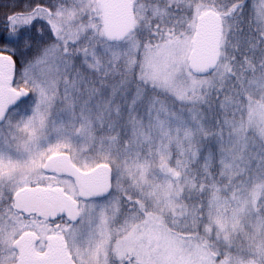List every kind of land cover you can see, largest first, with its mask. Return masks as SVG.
Wrapping results in <instances>:
<instances>
[{"label": "snow or ice", "instance_id": "1", "mask_svg": "<svg viewBox=\"0 0 264 264\" xmlns=\"http://www.w3.org/2000/svg\"><path fill=\"white\" fill-rule=\"evenodd\" d=\"M110 7L0 0V264H50L47 233L62 235L80 264H264V160L224 147L225 128L264 124V78L250 79L264 71V50L250 26L234 36L238 66L221 67L227 23L261 21L264 0H134V19L121 29ZM206 41L213 57L197 66ZM122 54L143 85L135 95L175 88L179 114L149 111L145 127L131 118L135 105L124 119L94 103L100 90L90 78L105 57ZM253 89L258 99L237 101ZM206 90L207 123L197 107ZM61 184L72 201L34 209L41 194L26 189ZM125 211L140 223L117 248L96 251ZM252 219L258 232H245ZM27 232L40 235L29 243Z\"/></svg>", "mask_w": 264, "mask_h": 264}, {"label": "clouds", "instance_id": "2", "mask_svg": "<svg viewBox=\"0 0 264 264\" xmlns=\"http://www.w3.org/2000/svg\"><path fill=\"white\" fill-rule=\"evenodd\" d=\"M160 2L163 3L164 0H160ZM249 26L251 28L249 35L253 36L255 43L260 46L261 50H264V19L257 22L255 18H252L245 20L243 24L230 20L226 25L224 43L221 49V67L231 65L232 68H236L238 66L239 62L233 63L235 59L234 36L239 27H243L248 31ZM257 78H264V71L250 77L253 80ZM90 83L100 90L96 103L104 104L105 107L110 103L115 115H123L124 119L128 118V109L132 105H135V110L131 112V118L137 122L143 121L145 127L151 124L148 116L149 111H151L152 119H164L169 115L179 114L181 106L177 104L174 98L179 95L175 88L169 89L167 92L152 90L149 93L152 96L151 100H141L140 97L135 95L136 88L138 86L143 87V85H140L138 76L133 72L130 59L127 55L122 54L118 58L105 57L101 62L100 68L90 78ZM255 93L256 90L253 89L244 93V99H241L239 96L236 99L239 103L244 104L247 99L254 98ZM209 96L210 92L206 90L205 95L202 97L201 105L197 106L205 123L208 122L207 100ZM259 96L261 100L258 102H264V90L259 91ZM225 130H227L228 137L232 133H235L237 136L234 142L226 140L224 147L227 151L232 152L239 149L236 152L237 155L245 154L252 160H264V124L249 125L244 123L240 127L233 129L225 128ZM119 134H121V129L117 128L114 135ZM131 134L130 131L129 135ZM245 136L247 137V141L244 140ZM163 211L167 212L168 210L163 209ZM180 226L183 227V225Z\"/></svg>", "mask_w": 264, "mask_h": 264}, {"label": "water", "instance_id": "3", "mask_svg": "<svg viewBox=\"0 0 264 264\" xmlns=\"http://www.w3.org/2000/svg\"><path fill=\"white\" fill-rule=\"evenodd\" d=\"M111 7L109 8V15L111 17L114 28H124L132 22L134 19L132 0H109ZM195 64L197 66L207 64L213 57V49L210 41L202 43L199 48L194 52ZM68 153L55 154L52 157L54 159H60L68 161L72 168H76L81 171L82 174H86V171L81 170L72 161L68 160ZM28 192L40 193L41 198L38 199L34 205V209L37 211H45L49 208L56 207L60 200L72 201L73 197L68 194L63 188L58 187H42L26 189ZM39 235L35 232H27L22 237L26 242L38 239ZM48 241L55 245V251L53 255L48 256L50 264H78L74 259L72 253L68 249V241L65 238L56 233L47 238Z\"/></svg>", "mask_w": 264, "mask_h": 264}, {"label": "rangeland", "instance_id": "4", "mask_svg": "<svg viewBox=\"0 0 264 264\" xmlns=\"http://www.w3.org/2000/svg\"><path fill=\"white\" fill-rule=\"evenodd\" d=\"M132 2L134 3V0H132ZM207 2L211 3L212 0H207ZM254 99H258V97H254ZM94 103H96V100L94 101ZM224 136H225V140H227L228 138V134H227V130H224ZM60 152H54L53 154H59ZM254 162H256V160H254ZM152 177L149 176V179H151ZM144 202L141 201V205L143 206ZM151 207V205H150ZM131 215H135L134 213L129 214L127 213L125 215V212L122 213L121 215H119L118 217H114V222L110 223V225L107 227L106 229V235L105 238L103 239V241L99 242L96 251H99L101 253H106L107 252V248L109 246V244L111 245V247L113 249L117 248L125 239L127 233H125V228L128 229V232H131L132 229L138 225L140 223L139 220L133 221L131 219ZM244 229L245 232H258V229L256 227V222L254 219L252 220H248L245 224H244ZM40 235V233H38ZM48 236V233L45 234V238ZM245 239L248 238L245 237ZM260 238L259 236L257 237V242H259ZM95 256V252L93 253V258ZM84 259L83 257H77L75 260L78 264H80L81 260Z\"/></svg>", "mask_w": 264, "mask_h": 264}, {"label": "flooded vegetation", "instance_id": "5", "mask_svg": "<svg viewBox=\"0 0 264 264\" xmlns=\"http://www.w3.org/2000/svg\"><path fill=\"white\" fill-rule=\"evenodd\" d=\"M53 155H55V154H53ZM52 155V156H53ZM75 165H77L78 167H79V165L77 164V163H75V162H73ZM81 170H83V171H86V170H84V169H81ZM50 187H58V188H63L64 189V186L61 184V185H55V186H50ZM67 192V191H66ZM68 194H70L71 195V193L70 192H67ZM72 196V195H71ZM38 234V233H37ZM56 233H48V236L46 237V239L49 237V236H51V235H55ZM39 235V234H38Z\"/></svg>", "mask_w": 264, "mask_h": 264}, {"label": "trees", "instance_id": "6", "mask_svg": "<svg viewBox=\"0 0 264 264\" xmlns=\"http://www.w3.org/2000/svg\"><path fill=\"white\" fill-rule=\"evenodd\" d=\"M121 134H123V130L121 129ZM128 212L125 211V215L127 214ZM247 239H245V247H247ZM246 264H255V261H252V260H249L248 262H246Z\"/></svg>", "mask_w": 264, "mask_h": 264}]
</instances>
